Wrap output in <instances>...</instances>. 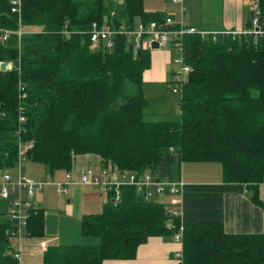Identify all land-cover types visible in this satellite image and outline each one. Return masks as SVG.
<instances>
[{
  "label": "trees",
  "instance_id": "1",
  "mask_svg": "<svg viewBox=\"0 0 264 264\" xmlns=\"http://www.w3.org/2000/svg\"><path fill=\"white\" fill-rule=\"evenodd\" d=\"M247 1L258 4L255 13L264 21V0ZM22 2V26L41 31L16 33L18 15L10 0H0V64H12L0 69V168L18 165L20 142L32 144L27 157L45 164L51 176L71 174L80 155L97 156L99 166H88L96 172L150 173L155 180H181L185 162H219L225 182L247 184L252 201L264 205V35L184 34L178 42L190 72L178 99L181 115L153 120L156 100L144 78L152 48L134 51L121 34L108 48L92 40L93 24L135 28L171 16L147 10L144 0ZM120 191L121 202L112 189L101 213L83 217L80 230L91 242L50 245L43 264L134 259L149 238L181 227L179 264H264V233L231 234L220 220L185 222L132 183ZM0 207V264H20L14 224ZM45 226L44 208L33 205L27 236L44 237Z\"/></svg>",
  "mask_w": 264,
  "mask_h": 264
},
{
  "label": "crops",
  "instance_id": "2",
  "mask_svg": "<svg viewBox=\"0 0 264 264\" xmlns=\"http://www.w3.org/2000/svg\"><path fill=\"white\" fill-rule=\"evenodd\" d=\"M206 1V11L209 20L216 21L207 23V25L214 26L209 29L198 27L201 26V23L206 24L202 21V18L204 17H201L200 21H198L194 18L192 13H189L191 20L189 21L186 19L188 17L187 12L190 8L189 0H180V2L177 0H144L145 8L147 10L164 12L166 16H171L176 22L182 18L183 22L185 21L189 26L196 27L200 30L221 32L227 30L239 31L247 28L253 12V8L247 0ZM216 1H218V5L215 4ZM235 3L239 6L237 10L234 7ZM176 5L180 8L179 12H177ZM216 10L220 13L217 18H214V15L212 14ZM224 17L226 18L225 20L223 19ZM152 55L155 59L152 60L151 68L148 69L144 75L145 80L149 82L147 84L148 95L156 100V102L152 104L153 115H150L149 118L153 120L164 118L172 119L174 117L179 118L181 115V109L178 104L180 95L174 93L168 85V81L171 78L172 67L170 65V60L172 54L164 48H153L151 50V58ZM96 159L97 156L94 155H80L78 157V161L74 165V169L76 170L74 174L75 176L73 175L75 182L70 185L75 188L77 193L81 186L86 185L85 188H89V184L83 185L80 180L86 167L91 164H93V166H99V164L95 162ZM212 163L219 162L183 163L181 180L184 182V186L181 195L178 197L180 203L179 206H177L182 213V219L185 222L220 220L223 222L226 232L231 234L264 233V205H259L252 201L251 193L247 184L225 182L222 173V166L219 171H216L214 169L215 166H213L214 164ZM207 171H210L211 173L206 174ZM42 172L34 173L29 176L31 179L42 178ZM19 174L23 175L21 171ZM55 175L52 176L53 181L51 183H48L42 189H39L41 192L46 188L44 196L46 195V199L51 198L52 196L51 201H53V197L56 195L55 189H58L57 184L54 182L64 181L66 179V177H64L62 180H56ZM36 193L37 191L32 198H30L33 202L38 201ZM73 194L76 193L74 192ZM102 196L105 197L104 194ZM260 197L264 202V182L260 185ZM174 198L175 197L170 196V203ZM107 200L108 198L103 201V205ZM94 201L98 202L101 206L102 199L99 198L98 195L95 197L83 193L82 203L78 206L76 214L74 212L73 204L67 205L65 211L67 219L63 217L61 218L59 222L60 226L56 231L53 224L57 223V214L59 210L56 209L54 214L53 212L50 214V211H47L46 208L42 206L45 210L47 226V229L45 226V230L48 231V236L56 234V238H49L45 234V236L42 237V240H46L49 245H58L62 243L63 237L67 238V235H71L72 232H74L75 238L77 235H82L80 226L83 217L89 213V210H95L98 208L97 205L91 204ZM0 202H3L1 198ZM68 202L71 203V199H69ZM2 204L6 210L7 203L3 202ZM46 213L49 214V217H51L50 219L46 218ZM62 216L64 215L62 214ZM63 220H66V222L62 226ZM73 220L74 222H72ZM69 224L70 228L71 225H74V228L69 230ZM76 226L78 230L76 229ZM171 236L174 235L153 236L149 238L146 243L140 245L137 256L134 259H109L106 260L104 264H177L173 257L175 253L183 248V242H176ZM41 241L39 242L37 239L35 240L29 236L19 239V251L17 252H21L22 259H20V264H43V257L46 249L41 247Z\"/></svg>",
  "mask_w": 264,
  "mask_h": 264
},
{
  "label": "built area",
  "instance_id": "3",
  "mask_svg": "<svg viewBox=\"0 0 264 264\" xmlns=\"http://www.w3.org/2000/svg\"><path fill=\"white\" fill-rule=\"evenodd\" d=\"M23 0H10L11 11L18 15L19 28L15 30L20 36L25 32L22 26V2ZM176 1V0H175ZM178 1V0H177ZM180 1V0H179ZM254 16L252 18L251 26L239 31L227 30L221 32L200 30L193 26H186L183 22H180L179 28L172 27L176 25L172 17L166 18L165 22L159 23L158 21H151L149 23L139 22L135 28H127L122 25L120 28H113L109 23H103L102 25L95 22L92 30V40L94 42L104 41L108 48H112L114 44V37L118 34L124 35L127 38L128 43L134 51H139L144 47L152 48V43L157 41L159 48H166L171 39L176 42L177 48L180 49V54L172 57V62L177 66L176 73L172 77L171 90L174 93L182 96V87L186 80V74L190 72V66L185 63L183 56V49L181 43L178 42L182 36L186 33H201L203 36L210 33H233V34H252L254 36L264 35V21L256 15L255 9L258 8V4L253 5ZM7 33V32H6ZM12 65V64H10ZM20 121H24V117H20ZM32 144L25 145L20 142L19 147V161L26 158V153ZM53 177L49 174L45 178L39 180H33L21 174L17 179H14L10 172L3 174L2 181L0 182V198L7 203L6 215L14 224L12 230V237L24 238L23 230H26L28 210L35 205L30 199L39 189H42L46 184L51 183ZM75 182L72 174H67L64 181H55L58 190L61 194L66 195L69 193L68 187ZM83 184H95L100 187L102 194L109 195L112 189H115L113 200L116 203L121 202L122 194L120 186L124 183H132L137 186L141 196L147 200H160L166 202V196L175 197L171 203H167L176 216L181 215L179 208V195H181L184 182L182 180H155L150 173H127L123 172L119 174L117 171L105 168L100 172L94 171L92 168L86 169L82 173L80 180ZM36 206V205H35ZM168 226H173L171 220L168 222ZM27 236V231L25 232ZM176 240L183 242V228L181 227L174 234ZM49 243L46 240L41 241V247L47 249ZM182 250L176 253L177 258H182ZM16 256L21 259V252L16 253Z\"/></svg>",
  "mask_w": 264,
  "mask_h": 264
},
{
  "label": "rangeland",
  "instance_id": "4",
  "mask_svg": "<svg viewBox=\"0 0 264 264\" xmlns=\"http://www.w3.org/2000/svg\"><path fill=\"white\" fill-rule=\"evenodd\" d=\"M179 1V0H178ZM118 4L120 3L119 1H116ZM180 2V1H179ZM189 4H190V8H189V10H188V17L186 18L187 20H191V17H190V14L189 13H192L193 14V16H194V18L196 19V20H198V21H200V18L201 17H204V18H202L203 20V22L204 23H206V24H203V23H201L200 25L201 26H198V27H203V28H206V29H209V28H212V27H214L213 25H207V23H210V22H216L215 20H209V16H208V14H207V11H206V4H207V1L206 0H189ZM215 4H217L218 5V1H216L215 2ZM120 5V4H119ZM220 5V4H219ZM234 7H235V9L237 10L238 8H239V6L237 5V3H235V5H234ZM115 9V8H114ZM176 9H177V12H179V10H180V8H179V6L178 5H176ZM217 9V8H216ZM175 12V11H174ZM219 11L218 10H216L215 12H213V14L212 15H214V18H217L218 17V15H219ZM212 15H210V16H212ZM182 17V16H181ZM220 18V17H219ZM224 20L226 19L225 17L223 18ZM182 21V18L181 19H179L178 20V22L180 23ZM183 22V21H182ZM185 22V21H184ZM183 22V23H184ZM184 24H186V25H188L186 22L184 23ZM23 29L24 30H30V31H41V28L39 27V26H35V27H30V28H28V29H25L24 27H23ZM95 46L96 47H99L100 48V46L101 45H99V44H95ZM168 51H170L171 52V54H172V56L173 57H175V56H177V54H178V51L175 49V48H173L172 47V45H171V40L169 41V44H168V48H166ZM154 56L152 55V60H154L155 58H153ZM154 62V61H153ZM153 65H154V63H153ZM170 65H171V67L173 68H177V66L176 65H174V64H172L171 62H170ZM8 67H10V65L8 64ZM170 67V68H171ZM8 69V68H7ZM174 115V114H173ZM172 119H177V118H172ZM24 147H25V145H24ZM78 159V158H77ZM76 159V162L78 161ZM75 162V163H76ZM212 164H214L213 166H215L214 167V169L216 170V171H219L220 169H221V165H220V163H212ZM183 165L184 164H182V168H183ZM89 167H93V164H91V165H89ZM47 166L45 165V164H43V163H39V162H35V161H33L32 159H30V158H28L27 157V155H26V158L25 159H23L22 161H21V164H20V166L19 165H16V166H14L13 168H10V169H4V168H0V182L2 181V178H3V174L4 173H6V172H10V174L12 175V177L14 178V179H17V177H18V174H19V172L21 171V173L23 174V176H26V177H28V178H30V176L29 175H32V174H34V173H38V172H42L43 174H41V176H42V178H45V177H47L49 174H51L49 171L47 172ZM86 168H88V167H86ZM94 170H96L97 171V169H94ZM210 170V169H209ZM75 169L73 168L72 170H71V174L72 175H74L75 174ZM211 172L210 171H207L206 172V174H210ZM25 174H28V175H25ZM67 174V172L65 171V170H58L57 171V173H56V175H55V179L56 180H62L64 177H65V175ZM47 175V176H46ZM75 176V175H74ZM39 178H41V177H39ZM39 178L38 179H33V180H39ZM84 185V184H83ZM86 186V185H85ZM85 186H81L80 187V190H79V192L77 193L76 192V190H75V188L74 187H72V186H69L68 187V190H69V193H67L66 195H64V194H61V193H59L58 192V189H55V191H56V195L53 197V201H51L52 200V196H51V198H48V199H46V195L44 196V194H45V192H46V188L44 189V191H39V190H37V193H36V198H37V200L38 201H36V202H34V204L36 205V207H39V206H44L45 208H46V210L47 211H50V214H52V212H53V214H54V212L56 211V209H58L59 210V212H58V220H57V223L56 224H53L54 225V227H55V231L56 230H58V228H59V222H60V220H61V218L63 217V218H65V219H67V215H66V213H65V211H66V207H67V205H69V204H73V206H74V212H75V214H76V211H77V209H78V206H80V204L82 203V195H83V193H85L86 195L88 194V195H91V196H95L96 197V195H98L99 196V198H101L102 199V203H101V206H100V204L98 203V202H96V201H94V202H92L91 204H93V205H97L98 206V208L97 209H95V210H93V209H91V210H89V213L88 214H92V213H101V211H103V201L106 199V198H108V195H106V194H104V196L106 197H103L102 195V192H101V189H100V187L99 186H97V185H95V184H89V188H85ZM48 187V186H47ZM57 188V187H56ZM48 189H50V188H48ZM76 193V194H73V193ZM73 194V195H72ZM102 194V195H101ZM69 199H71V203L70 202H68V200ZM3 202H5L4 200H3ZM2 202V203H3ZM1 203V202H0ZM1 203V204H2ZM166 203H170V196L168 195V196H166ZM2 207H4V205L2 204ZM0 209H1V207H0ZM51 209V210H50ZM47 215H46V218L48 219H50L51 217H49V214L48 213H46ZM62 214L64 215V216H62ZM65 222H66V220H63L62 221V226L65 224ZM72 222H74V220L72 221ZM68 228H69V230L70 229H73L74 228V225H71V228H70V224H69V226H68ZM68 228H66V229H68ZM46 229H47V226H46ZM76 229H77V226H76ZM78 230V229H77ZM46 232H45V234H46V236L47 237H54V238H56V234H53L52 236H48V231L47 230H45ZM25 232H26V230L24 229L23 230V236L25 237L26 235H25ZM57 233V232H56ZM70 235V234H69ZM69 235H67V238L66 237H63L62 238V243L64 244H69V243H88V242H91L90 241V238H88V237H85V236H83V235H80V236H76V238L74 237V232H72V234L69 236ZM176 242H179V241H177L175 238H174V236H171ZM31 238H33V239H37V241H41L42 240V237L41 238H35V237H31ZM18 241H19V237H13L12 238V243H13V246H14V248L15 249H17L16 251H19V246H18ZM43 241V240H42ZM94 241H97V240H95V239H93L92 240V242H94ZM61 243V244H62ZM182 250V249H181ZM180 250V251H181ZM21 259H22V256H21ZM173 259L175 260V262L177 263V264H179V259L176 257V253L174 254V257H173ZM21 261V260H20Z\"/></svg>",
  "mask_w": 264,
  "mask_h": 264
},
{
  "label": "water",
  "instance_id": "5",
  "mask_svg": "<svg viewBox=\"0 0 264 264\" xmlns=\"http://www.w3.org/2000/svg\"><path fill=\"white\" fill-rule=\"evenodd\" d=\"M253 16H254V11L252 12V17H253ZM152 47H153L154 49L159 48V44H158V42H157V41L153 42V43H152ZM7 68H8V63H7V62H2V63L0 64V69H1L2 71L7 70Z\"/></svg>",
  "mask_w": 264,
  "mask_h": 264
},
{
  "label": "bare ground",
  "instance_id": "6",
  "mask_svg": "<svg viewBox=\"0 0 264 264\" xmlns=\"http://www.w3.org/2000/svg\"><path fill=\"white\" fill-rule=\"evenodd\" d=\"M13 238V237H12Z\"/></svg>",
  "mask_w": 264,
  "mask_h": 264
}]
</instances>
